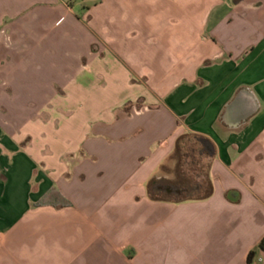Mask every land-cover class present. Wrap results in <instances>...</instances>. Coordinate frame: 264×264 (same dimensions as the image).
<instances>
[{
  "label": "crops",
  "instance_id": "0c3cea01",
  "mask_svg": "<svg viewBox=\"0 0 264 264\" xmlns=\"http://www.w3.org/2000/svg\"><path fill=\"white\" fill-rule=\"evenodd\" d=\"M264 0H0V264H264Z\"/></svg>",
  "mask_w": 264,
  "mask_h": 264
},
{
  "label": "trees",
  "instance_id": "16d2710c",
  "mask_svg": "<svg viewBox=\"0 0 264 264\" xmlns=\"http://www.w3.org/2000/svg\"><path fill=\"white\" fill-rule=\"evenodd\" d=\"M239 0H233V2H238ZM262 251L264 253V236L259 240L258 244L256 245V248L254 250L249 251L247 255V262H251L254 254L256 251Z\"/></svg>",
  "mask_w": 264,
  "mask_h": 264
}]
</instances>
